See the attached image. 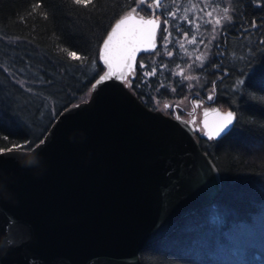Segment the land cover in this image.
I'll use <instances>...</instances> for the list:
<instances>
[{
    "label": "trees",
    "instance_id": "1",
    "mask_svg": "<svg viewBox=\"0 0 264 264\" xmlns=\"http://www.w3.org/2000/svg\"><path fill=\"white\" fill-rule=\"evenodd\" d=\"M36 2L0 0V151L13 144L30 150L64 108L88 98L104 69L98 54L102 40L135 6L130 0H100L97 10L88 11L68 0H42L43 7L33 13ZM201 2H161L155 50L137 57L135 71L123 84L152 110L192 93L196 100L233 112L232 127L217 139L194 131L217 168L221 189L211 202L185 214L172 232L144 246L139 263L264 264V45L259 43L264 0L229 1L232 22L223 24L203 66L195 59L202 53V38L189 22ZM217 4L221 0H214ZM165 19L168 32L162 31ZM252 21L259 27L250 28ZM192 35L196 44L187 42ZM61 46L87 56V62L80 66L68 60ZM188 74L193 79H185Z\"/></svg>",
    "mask_w": 264,
    "mask_h": 264
},
{
    "label": "water",
    "instance_id": "2",
    "mask_svg": "<svg viewBox=\"0 0 264 264\" xmlns=\"http://www.w3.org/2000/svg\"><path fill=\"white\" fill-rule=\"evenodd\" d=\"M157 31L136 59L155 50ZM107 35L88 98L64 108L43 143L0 151V264H140L144 246L221 189L194 131L209 139L230 111L202 109L195 125V116L146 107L123 84L136 65L126 67L128 36L114 39L112 75L101 81L110 71L100 56Z\"/></svg>",
    "mask_w": 264,
    "mask_h": 264
},
{
    "label": "snow or ice",
    "instance_id": "3",
    "mask_svg": "<svg viewBox=\"0 0 264 264\" xmlns=\"http://www.w3.org/2000/svg\"><path fill=\"white\" fill-rule=\"evenodd\" d=\"M68 2L76 7L87 9L88 11H95L97 10V7L100 3V0H68ZM207 6L213 7V11H216L214 0H205ZM131 5H135L133 7H130V10L125 11L121 14L120 18L116 21L114 26H111V32L107 35V38L103 42V47L100 49V56L101 59L104 61L105 64H108L109 66V73H107L105 76H102L100 79L101 81L106 80L110 75H112L111 72V62L109 59V51L112 47V43L114 39L119 36H128L132 37V41L129 43V46L126 51L125 60L127 61L126 67L133 68V62L135 61V53L140 50L141 45H151L153 42V38L155 35L156 29L160 28V13L159 9L161 8V0H130ZM91 6V7H89ZM43 2L42 0H37V2L33 5V13L36 11V9L42 8ZM223 14L219 15L212 20L205 21V23L212 25V39L215 40L219 32L223 28L224 23H231L232 22V16L229 13V8L225 7L223 8ZM173 17V19H178L176 17L175 13H170ZM212 12L206 11V15L212 16ZM40 15L44 18H48L47 12H41ZM190 23H195V20H190ZM165 27L163 28V32H168L167 25L169 24V20L165 19L163 21ZM199 27V26H198ZM259 25L256 21H252L250 24V28H257ZM244 32H248L249 29L245 28L243 29ZM185 37L187 38L189 36V33L185 31L184 33ZM136 37H140V42H136ZM161 39L166 40V36H161ZM187 42L189 44H196L197 38L192 35L191 38L187 39ZM200 43H204L203 40L200 41ZM260 44L264 45V38H261L259 41ZM180 47H184V43L180 42ZM145 50H148L147 47H145ZM59 51L61 53H64L68 60L71 61H79L80 66H83L87 60L88 57L81 55L78 51L71 50L70 48L61 46L59 48ZM171 55V53H169ZM219 55L223 56L224 53L220 52ZM197 61L200 62V66H203L204 60L206 59V54L201 53L200 55H197L195 57ZM93 64L95 65V61H93ZM141 67H144L143 63L140 64ZM135 70L133 69V72ZM146 74H152V73H146ZM123 75V74H122ZM185 79L191 80L193 77L186 76ZM98 81L97 83H99ZM242 83V82H241ZM129 86H131V83L129 82ZM139 86V85H137ZM95 87V86H94ZM212 92H215V84H213ZM214 97L213 95H209L207 97L208 100H212ZM167 107V105H166ZM213 112H215V109H212ZM205 116L208 115L207 112L204 113ZM219 115V113H217ZM234 114L232 112H226L223 116L220 117L222 123L213 131V132H206L205 134L209 136V139H212L213 136H219L222 132H224L229 125H231L233 121ZM205 127H207V123L205 122ZM4 139H7V137H4ZM43 143V141H41ZM13 149L17 150H23L28 151L26 144L25 145H18L13 144L12 148L7 149V151H12ZM34 151V149H32Z\"/></svg>",
    "mask_w": 264,
    "mask_h": 264
},
{
    "label": "rangeland",
    "instance_id": "4",
    "mask_svg": "<svg viewBox=\"0 0 264 264\" xmlns=\"http://www.w3.org/2000/svg\"><path fill=\"white\" fill-rule=\"evenodd\" d=\"M163 0H161L162 2ZM229 1L230 0H221V6H219L218 4L215 6H219L220 8H216V11H213V7H209L207 6L206 2H204V0H202V5L200 6V3H195V8H194V17H195V23H193V28L195 29V33L197 35H201L200 38H202V40L204 41V43H202V53H207L208 52V47L213 43V33L211 31L212 29V25L205 23V21H209L212 20L213 18L222 15L223 14V8L227 7L230 9V5H229ZM160 12V9L158 10ZM197 11V12H196ZM206 11L208 12H212V16H208L206 15ZM159 23L161 24V20L159 19ZM199 26V27H198ZM158 30V29H157ZM158 32V31H157ZM218 36V35H217ZM188 76L193 77L192 74H188ZM195 94L189 93V95H187L186 97L182 98V99H178L177 102H169V103H165L162 107H164L165 105L167 106H172L174 108H181V109H189V107L192 106L191 102L196 101V98L194 97ZM211 107L217 106V105H213L211 104ZM160 108H162L161 106H159ZM210 107V108H211ZM219 108V110L223 111L224 109L220 108L219 106H217ZM225 111V110H224ZM196 117V115H194ZM199 117L200 115H197V119L195 121V124L198 123L199 121ZM183 118V117H182ZM190 119V118H189Z\"/></svg>",
    "mask_w": 264,
    "mask_h": 264
},
{
    "label": "flooded vegetation",
    "instance_id": "5",
    "mask_svg": "<svg viewBox=\"0 0 264 264\" xmlns=\"http://www.w3.org/2000/svg\"><path fill=\"white\" fill-rule=\"evenodd\" d=\"M192 103V106L189 107V109H181L179 107L177 108H174V107H170V106H167L166 105L162 108H158L162 111L163 114L165 115H170L172 117H183L185 119H189L190 116H194L196 115L195 117V121L197 119V115H200L201 114V110L202 109H207V108H210L211 105L208 101H202V100H196L194 102H191ZM195 121L193 124H195ZM198 124V123H197ZM199 125V124H198Z\"/></svg>",
    "mask_w": 264,
    "mask_h": 264
}]
</instances>
